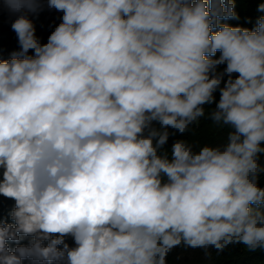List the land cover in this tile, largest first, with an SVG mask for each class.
Instances as JSON below:
<instances>
[{"label":"clouds","instance_id":"obj_1","mask_svg":"<svg viewBox=\"0 0 264 264\" xmlns=\"http://www.w3.org/2000/svg\"><path fill=\"white\" fill-rule=\"evenodd\" d=\"M4 3L20 50L0 61V195L15 201L0 264L264 249V16L250 30L221 23L232 0H47L63 15L41 44L27 15L39 0ZM217 89L208 116L227 142L166 150Z\"/></svg>","mask_w":264,"mask_h":264},{"label":"trees","instance_id":"obj_2","mask_svg":"<svg viewBox=\"0 0 264 264\" xmlns=\"http://www.w3.org/2000/svg\"><path fill=\"white\" fill-rule=\"evenodd\" d=\"M40 9L35 13H27L28 18L32 21L35 28V35L40 40L41 44L47 43L48 37L54 31L55 27L61 23L62 13L55 9H49L47 6V0H39ZM234 4V12L236 13L235 19L222 20L221 23H227L230 26L243 27L248 29H254L258 18L264 16V11H259V6L264 4V0H232ZM19 13H12L9 11L4 3V0H0V34L7 37V41L4 42L0 49V61H6L11 58L14 52L20 50L18 38L16 33L12 30L11 24L17 18ZM218 30V29H214ZM33 50H29L28 55H33ZM220 52L218 51L213 57L219 58ZM226 65H220L219 70L223 71ZM238 75V74H233ZM227 77L221 82L220 87L224 86ZM215 102L210 105H205V116L200 119L197 124L191 125L189 131L181 135L177 133L175 136H171L165 145L166 150H170L171 145L176 139H185L188 142L195 145L197 148L204 145H221L227 142L229 128L226 126H218L214 124L209 118L208 114L211 110L215 109L216 103L220 99V91L214 93ZM155 126H159L156 124ZM172 131V130H170ZM264 147V142H262ZM259 162L264 165V153L260 154ZM2 177V172L0 173ZM259 186L264 187V174L259 178ZM1 196V195H0ZM15 206V201L8 199L4 196L0 197V221H7L13 223L10 219V212ZM32 237L24 236L20 239L19 243L22 245H29L32 241ZM64 242L69 248L75 247L73 237L65 236ZM10 249H14L17 244L13 241L7 242ZM47 244V241L44 242ZM63 248V245L58 246ZM211 256L206 257L203 250L200 249H185L182 245L173 249L168 257L167 264H264V249H257L256 251H249L243 245H229L223 252L217 253L214 249L210 250ZM22 264H32L30 260H24Z\"/></svg>","mask_w":264,"mask_h":264},{"label":"rangeland","instance_id":"obj_3","mask_svg":"<svg viewBox=\"0 0 264 264\" xmlns=\"http://www.w3.org/2000/svg\"><path fill=\"white\" fill-rule=\"evenodd\" d=\"M7 40H8L7 37H6L5 35H3L2 32H1V34H0V49L3 48L1 45H2L4 42H6ZM2 171H3V170L0 169V173H1ZM0 179H2L1 176H0ZM0 197L2 198V195H1Z\"/></svg>","mask_w":264,"mask_h":264}]
</instances>
